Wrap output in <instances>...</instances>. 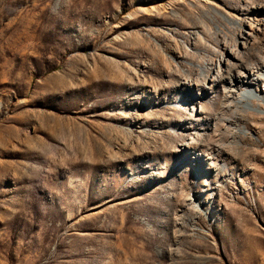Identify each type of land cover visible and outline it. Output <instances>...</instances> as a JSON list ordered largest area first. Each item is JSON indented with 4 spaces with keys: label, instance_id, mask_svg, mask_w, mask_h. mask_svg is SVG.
<instances>
[{
    "label": "rangeland",
    "instance_id": "rangeland-1",
    "mask_svg": "<svg viewBox=\"0 0 264 264\" xmlns=\"http://www.w3.org/2000/svg\"><path fill=\"white\" fill-rule=\"evenodd\" d=\"M0 264H264V0H0Z\"/></svg>",
    "mask_w": 264,
    "mask_h": 264
}]
</instances>
